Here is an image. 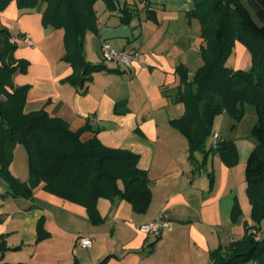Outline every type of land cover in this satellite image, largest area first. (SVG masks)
I'll return each mask as SVG.
<instances>
[{
    "label": "crops",
    "instance_id": "crops-1",
    "mask_svg": "<svg viewBox=\"0 0 264 264\" xmlns=\"http://www.w3.org/2000/svg\"><path fill=\"white\" fill-rule=\"evenodd\" d=\"M123 3L126 13L121 11ZM117 6L110 11L103 1L94 3L97 31H86L84 52L87 61L105 67L92 73L85 88L65 80L72 67L63 59V30L43 25L44 3L19 9L14 0L9 1L0 10V27L12 35L28 34L32 41L19 38L14 51L28 64L25 72L12 77L15 86H29L23 111L44 109L66 121L72 131L89 125L96 131H84L81 139L95 134L106 146L137 153L138 167L149 180V206L140 213L119 196L100 197L97 208L102 220L93 222L84 206L47 191L44 182L32 188L30 197H23L10 195L0 178V261L208 264L211 250L240 238L245 225L253 223L242 173L244 156L254 146L251 140L241 139L238 126L219 131L220 140L232 139L236 145L234 172L215 151L205 158L195 152L191 163L186 138L170 124L184 111L177 99L181 85L176 66L183 64L191 76L202 64L200 26L196 18L187 16L193 1L117 0ZM121 14L129 15V21H120ZM102 40L117 49L138 51L143 65L126 68L102 60ZM234 46L241 56L245 54L243 44L235 41ZM9 170L28 182L27 152L20 143L14 145ZM234 200L241 210L236 221L230 216ZM160 213L170 228L155 240L138 225ZM39 220L43 235L37 239ZM259 226L264 228V219ZM79 236L90 237L91 245L80 246Z\"/></svg>",
    "mask_w": 264,
    "mask_h": 264
},
{
    "label": "trees",
    "instance_id": "trees-1",
    "mask_svg": "<svg viewBox=\"0 0 264 264\" xmlns=\"http://www.w3.org/2000/svg\"><path fill=\"white\" fill-rule=\"evenodd\" d=\"M9 1L0 0V10ZM14 1L19 9L44 3L43 25L62 28L63 59L72 67L71 74L65 78L70 84L85 88L92 73L105 67L103 63L87 61L84 52L86 31H97L96 0ZM101 1L110 11L118 7L117 0ZM192 1L193 8L187 16L196 18L200 26L202 64L191 76L183 64L176 66L181 85L177 99L183 103L184 111L170 120L186 138L190 162L194 163L195 152L203 153L205 158L209 151H215L226 166L236 163L238 153L232 139H219L215 150L206 148L214 117L228 110L238 122L245 105H251L256 115L250 129L254 146L244 168L245 194L253 223L245 225L240 238L211 250L208 264L249 261L264 264V236L257 237L249 231L251 227L261 228L259 224L264 219V0ZM121 11H128L126 3ZM120 21L128 22L129 15L121 14ZM12 36L6 27H0V178L7 184V192L12 196L30 197L32 188L44 182L43 188L47 191L84 206L93 222L102 220L97 208L100 197L112 200L119 196L134 211L145 212L151 192L146 171L138 167L137 153L106 146L95 134L81 139L84 131H96L89 125L72 131L66 121L50 116L44 109L23 111L29 86H15L12 77L25 72L28 64L14 56L17 41ZM235 41L251 53L249 70L232 69L225 63ZM16 143L27 152V183L18 180L9 170ZM240 214L238 202L234 200L231 220L236 221ZM40 225L39 220L37 239L43 235ZM0 264L27 263L0 261Z\"/></svg>",
    "mask_w": 264,
    "mask_h": 264
},
{
    "label": "built area",
    "instance_id": "built-area-1",
    "mask_svg": "<svg viewBox=\"0 0 264 264\" xmlns=\"http://www.w3.org/2000/svg\"><path fill=\"white\" fill-rule=\"evenodd\" d=\"M12 40L17 41L19 38L24 40L28 44H32L31 38L28 34L13 35ZM101 58L104 61H115L124 65L126 68H130L133 65L142 66L143 60L138 51L124 47L122 49L115 48L107 40H102L100 43ZM219 133L214 131L211 135L210 148L215 150L218 147ZM170 228V223L164 219L163 214H158L153 220L138 225V229L151 234L155 240L160 238L164 231ZM257 237L264 236V229L251 227L249 230ZM77 243L82 247H89L92 243V239L88 236H79Z\"/></svg>",
    "mask_w": 264,
    "mask_h": 264
},
{
    "label": "rangeland",
    "instance_id": "rangeland-1",
    "mask_svg": "<svg viewBox=\"0 0 264 264\" xmlns=\"http://www.w3.org/2000/svg\"><path fill=\"white\" fill-rule=\"evenodd\" d=\"M100 4H102V3L100 2ZM225 63L227 66L232 67V69L249 70L250 65H251V53L248 49H246L245 54L243 56H241L240 51L237 50V48L233 45L232 51L229 55H227ZM255 119H256V115H255L254 109L251 105H245L243 117L238 122H236L233 119L232 115L229 113L228 110H223L221 113L217 114L214 117L210 134L207 136V139H206V147L211 150L210 140H211V135L214 131L219 133V131L226 129V127L230 128V129H235L237 126H238L237 132L242 134L241 139L242 140H244V139L251 140V142L254 144V141L251 137V132H250L251 128L250 127L255 122ZM237 124H239V125H237ZM236 150H237V148H236ZM249 152H247V153L249 154ZM248 154L246 156H244L245 159H247ZM220 161L222 164L226 165L221 159H220ZM245 162H246V160H244V162L242 163L243 164V166H242L243 176H244ZM237 163H238V160L236 163L230 165V167L231 166L234 167V172H236V170H237V167H236ZM245 200L247 201V199H245ZM245 264H258V262L257 261H249V262H246Z\"/></svg>",
    "mask_w": 264,
    "mask_h": 264
}]
</instances>
